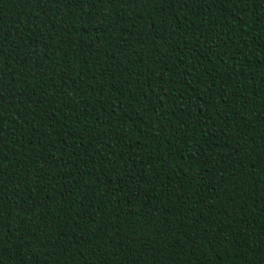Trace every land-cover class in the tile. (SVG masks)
<instances>
[{
    "label": "trees",
    "instance_id": "obj_1",
    "mask_svg": "<svg viewBox=\"0 0 264 264\" xmlns=\"http://www.w3.org/2000/svg\"><path fill=\"white\" fill-rule=\"evenodd\" d=\"M0 264H264V0H0Z\"/></svg>",
    "mask_w": 264,
    "mask_h": 264
}]
</instances>
